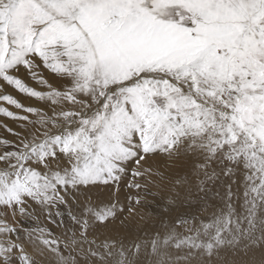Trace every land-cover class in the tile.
I'll return each instance as SVG.
<instances>
[{
	"label": "snow or ice",
	"instance_id": "obj_1",
	"mask_svg": "<svg viewBox=\"0 0 264 264\" xmlns=\"http://www.w3.org/2000/svg\"><path fill=\"white\" fill-rule=\"evenodd\" d=\"M0 129V264H264V0H0Z\"/></svg>",
	"mask_w": 264,
	"mask_h": 264
},
{
	"label": "bare ground",
	"instance_id": "obj_2",
	"mask_svg": "<svg viewBox=\"0 0 264 264\" xmlns=\"http://www.w3.org/2000/svg\"><path fill=\"white\" fill-rule=\"evenodd\" d=\"M30 83H33V82H31V81H29ZM21 99H24V97L23 96H21ZM26 102H32V103H34V101H28V100H25ZM1 132H3V130L1 131ZM2 135V134H1ZM3 135H4V133H3ZM10 139H14V137H9ZM140 212H141V214L142 215H144V219L143 220H140L139 222H140V224L143 226L144 224H147L148 226H149V228H152V227H158L159 225H158V219H159V217H154V216H152V215H150V213H148L147 211H145V210H139ZM37 215H39V219H40V221L41 222H45V216L42 214V213H37ZM151 217V219H149L148 217ZM16 219L17 220H20L21 219V217H19V216H17L16 217ZM50 226V225H49ZM57 234H59L58 232H57Z\"/></svg>",
	"mask_w": 264,
	"mask_h": 264
},
{
	"label": "rangeland",
	"instance_id": "obj_3",
	"mask_svg": "<svg viewBox=\"0 0 264 264\" xmlns=\"http://www.w3.org/2000/svg\"><path fill=\"white\" fill-rule=\"evenodd\" d=\"M34 83V82H33ZM9 92H12L13 89L9 88L8 89ZM26 102V101H25ZM28 103V102H26ZM29 103H32V102H29ZM2 129H0V135L2 134L3 135V132H1ZM5 135V133H4ZM151 200V198H149ZM139 210H145L147 211L148 213H150V215L154 216V217H158L157 213L159 212V209L157 207H155L154 205L152 204H149V205H145V206H141L138 208V211Z\"/></svg>",
	"mask_w": 264,
	"mask_h": 264
}]
</instances>
